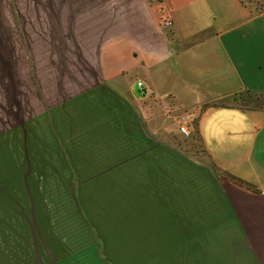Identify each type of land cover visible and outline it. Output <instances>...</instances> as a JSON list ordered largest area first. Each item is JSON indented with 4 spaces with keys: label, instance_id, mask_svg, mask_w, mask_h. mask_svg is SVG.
I'll list each match as a JSON object with an SVG mask.
<instances>
[{
    "label": "crops",
    "instance_id": "obj_1",
    "mask_svg": "<svg viewBox=\"0 0 264 264\" xmlns=\"http://www.w3.org/2000/svg\"><path fill=\"white\" fill-rule=\"evenodd\" d=\"M54 2L66 15V37L58 39L55 59L52 51L49 62L40 57L36 64L34 103L21 104L1 133L8 140L17 128L18 135L17 148L0 147L4 264L26 252L27 237H45L52 253L57 231L42 173L57 165L54 155L65 157L73 142L68 128L80 117L82 164L114 157L121 171L145 174L133 178L153 189L147 228L157 239L152 250L161 246L160 264H264V11L254 0ZM54 60L65 69H51ZM168 65L177 88L172 106L196 113L191 134L205 154L191 160L199 165L177 149L178 134L158 110L155 93L165 75L155 74ZM132 73L144 81L145 95L133 94ZM10 107L4 120L15 114ZM26 109L36 111L26 116ZM26 121L35 122L34 133ZM57 135L63 145L53 154L46 141ZM203 166L210 180H203Z\"/></svg>",
    "mask_w": 264,
    "mask_h": 264
},
{
    "label": "rangeland",
    "instance_id": "obj_2",
    "mask_svg": "<svg viewBox=\"0 0 264 264\" xmlns=\"http://www.w3.org/2000/svg\"><path fill=\"white\" fill-rule=\"evenodd\" d=\"M54 1L56 0H0V147L8 144L9 148H17V128L14 130L15 136L10 135L8 140L3 139L1 133L16 121L17 109L21 104L26 103L28 107L30 102L34 103L36 64L40 57L43 64L49 62L52 51L55 59V45L58 39L66 37L65 26H60L61 22L66 21V15L55 12ZM59 2V5L66 4V0ZM254 3L264 11V0H254ZM53 68L63 70L65 66L54 60L51 69ZM171 68L174 67L168 65L164 68L166 70L155 74L159 79L165 75L162 82L157 83L162 87L155 93L160 102L158 110L164 114L162 120L167 122L171 131L178 134L177 149L186 155L189 164L199 165L191 160L194 157L198 159L201 154L204 156L199 140L193 138L192 134L187 137L178 132L177 117L183 109L179 105L172 106V95L177 88H172L169 81ZM46 70H49L48 67ZM127 78L132 84L133 94L138 97V78L133 73ZM142 78L146 80L143 75ZM171 88L173 92H170ZM10 104H14L15 114L4 120L3 117L11 108ZM35 111L26 109L25 115H32ZM34 125L33 121L25 124L27 133L36 131L37 125ZM69 127L73 147L69 151L66 149L65 157L54 155V158L57 156V165L50 168L51 172L42 173L44 184L51 185V188H42L41 194L47 196L48 202L51 200V214L54 217L51 226L52 231H57L56 237L50 238L52 253L50 254L49 248L43 247L45 242L42 239L45 237H36L34 243V238L27 237L26 252L18 255L14 253L10 256L9 264H160L161 246L158 244V251L152 250L151 240L155 243L157 239L156 236L152 237L153 229L147 228L146 213L152 202L150 194L153 189L143 187V181L133 178L140 176L144 180L145 174L121 171V166L115 164L114 157L106 158V162L102 161L103 164L100 165L97 164V157H90V164H82L85 158L77 156L81 153V117ZM75 127L78 133L73 131ZM53 128H56L55 124ZM55 132L57 133L56 130ZM59 136L57 135V142L46 141L52 146L53 154L60 150L59 143L63 145ZM32 139L33 136H30L27 143L32 144ZM91 159H95V163ZM202 175L203 180H210L204 166ZM41 206L49 208L46 203ZM12 224L16 225V222ZM10 240L11 238H5L6 250L10 249ZM19 241L23 242V238H19ZM12 242L17 243V238ZM14 248L20 251L16 246ZM2 253L8 256V252ZM0 264H4L1 253Z\"/></svg>",
    "mask_w": 264,
    "mask_h": 264
},
{
    "label": "built area",
    "instance_id": "obj_3",
    "mask_svg": "<svg viewBox=\"0 0 264 264\" xmlns=\"http://www.w3.org/2000/svg\"><path fill=\"white\" fill-rule=\"evenodd\" d=\"M166 25L170 26L171 22L170 21L166 22ZM137 89L140 95L146 94V86H145L144 81L142 80L137 81ZM195 121H196V113L194 111H186L180 114L177 117V122L179 125V131L181 132V134L187 137L190 136L191 128L194 125Z\"/></svg>",
    "mask_w": 264,
    "mask_h": 264
},
{
    "label": "trees",
    "instance_id": "obj_4",
    "mask_svg": "<svg viewBox=\"0 0 264 264\" xmlns=\"http://www.w3.org/2000/svg\"><path fill=\"white\" fill-rule=\"evenodd\" d=\"M192 137H193V138H197V136H195V135H192ZM201 148H202V147H201ZM202 151H203V154H205L203 148H202ZM201 155H202V154H201ZM203 158H204V156H203Z\"/></svg>",
    "mask_w": 264,
    "mask_h": 264
}]
</instances>
